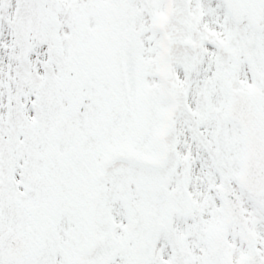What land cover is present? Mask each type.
<instances>
[{
  "label": "snow or ice",
  "instance_id": "1",
  "mask_svg": "<svg viewBox=\"0 0 264 264\" xmlns=\"http://www.w3.org/2000/svg\"><path fill=\"white\" fill-rule=\"evenodd\" d=\"M0 264H264V0H0Z\"/></svg>",
  "mask_w": 264,
  "mask_h": 264
}]
</instances>
